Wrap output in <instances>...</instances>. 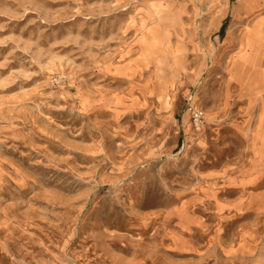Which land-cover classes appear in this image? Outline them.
<instances>
[{
  "label": "rangeland",
  "instance_id": "rangeland-1",
  "mask_svg": "<svg viewBox=\"0 0 264 264\" xmlns=\"http://www.w3.org/2000/svg\"><path fill=\"white\" fill-rule=\"evenodd\" d=\"M0 264H264V0H0Z\"/></svg>",
  "mask_w": 264,
  "mask_h": 264
},
{
  "label": "built area",
  "instance_id": "built-area-1",
  "mask_svg": "<svg viewBox=\"0 0 264 264\" xmlns=\"http://www.w3.org/2000/svg\"><path fill=\"white\" fill-rule=\"evenodd\" d=\"M203 117V112L199 108L193 107L191 109L190 119L195 130H200L203 122Z\"/></svg>",
  "mask_w": 264,
  "mask_h": 264
},
{
  "label": "bare ground",
  "instance_id": "bare-ground-1",
  "mask_svg": "<svg viewBox=\"0 0 264 264\" xmlns=\"http://www.w3.org/2000/svg\"><path fill=\"white\" fill-rule=\"evenodd\" d=\"M154 16V15H153Z\"/></svg>",
  "mask_w": 264,
  "mask_h": 264
}]
</instances>
